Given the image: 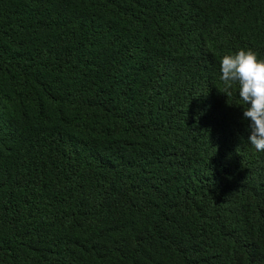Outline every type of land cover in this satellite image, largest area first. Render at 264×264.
Wrapping results in <instances>:
<instances>
[{"label": "trees", "instance_id": "1", "mask_svg": "<svg viewBox=\"0 0 264 264\" xmlns=\"http://www.w3.org/2000/svg\"><path fill=\"white\" fill-rule=\"evenodd\" d=\"M241 48L264 0H0V264H264Z\"/></svg>", "mask_w": 264, "mask_h": 264}, {"label": "clouds", "instance_id": "2", "mask_svg": "<svg viewBox=\"0 0 264 264\" xmlns=\"http://www.w3.org/2000/svg\"><path fill=\"white\" fill-rule=\"evenodd\" d=\"M221 93L229 96L233 85L243 106V118L250 121L247 141L257 151L264 152V59L252 49L241 48L234 54H225L220 60Z\"/></svg>", "mask_w": 264, "mask_h": 264}]
</instances>
